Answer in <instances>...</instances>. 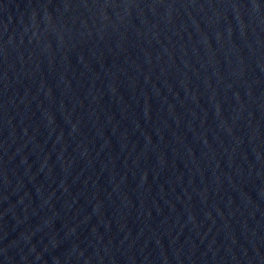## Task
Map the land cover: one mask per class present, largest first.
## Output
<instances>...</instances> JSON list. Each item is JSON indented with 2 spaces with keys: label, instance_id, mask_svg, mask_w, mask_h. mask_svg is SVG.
<instances>
[{
  "label": "water",
  "instance_id": "water-1",
  "mask_svg": "<svg viewBox=\"0 0 264 264\" xmlns=\"http://www.w3.org/2000/svg\"><path fill=\"white\" fill-rule=\"evenodd\" d=\"M0 264H264V0H0Z\"/></svg>",
  "mask_w": 264,
  "mask_h": 264
}]
</instances>
